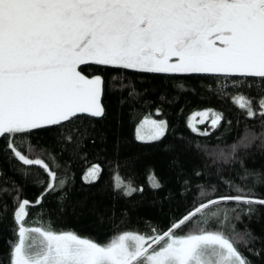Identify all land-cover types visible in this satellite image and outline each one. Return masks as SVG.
Masks as SVG:
<instances>
[{"label":"snow or ice","instance_id":"obj_1","mask_svg":"<svg viewBox=\"0 0 264 264\" xmlns=\"http://www.w3.org/2000/svg\"><path fill=\"white\" fill-rule=\"evenodd\" d=\"M89 65L255 78L252 83L259 80V90L233 96L231 101L249 118L255 108L264 117V0H0V138L7 139L6 153L25 166L43 168L48 177L40 181L47 187L34 204L21 201L16 193L9 264H252L237 247V240L259 239L250 229L233 235L200 226L207 222L205 210L220 203L264 206V199L240 186H233L235 195L199 203L152 236L125 232L100 244L72 231L56 232L51 224L26 226L29 206L41 205L48 193L64 190L68 177L58 176L53 170L60 168L56 157L41 145L32 146L33 154L39 150L32 158L16 147L15 140L53 128L59 136L82 117L105 115V81L101 75H84L82 66ZM155 115H160L159 108ZM224 119L223 112L202 109L191 113L186 125L194 133L208 135L198 131L197 123L207 122L215 129ZM167 130V121L150 114L137 125L135 139L159 141ZM63 139L70 143L74 138ZM253 140L246 133L240 145L247 147ZM237 147L232 145L233 152ZM45 152L51 164L45 162ZM100 172V166L93 165L82 180L90 184ZM147 179L151 188L162 187L154 173ZM256 183L264 185V171L256 174ZM113 187L124 196L143 191L119 178ZM0 192L9 194L7 188ZM209 195L201 187L199 198ZM66 200L65 191L59 196L60 211ZM6 209V203L0 204V218ZM200 213L203 217L187 234H176ZM225 221H229L227 212ZM262 252L253 250V255Z\"/></svg>","mask_w":264,"mask_h":264},{"label":"trees","instance_id":"obj_2","mask_svg":"<svg viewBox=\"0 0 264 264\" xmlns=\"http://www.w3.org/2000/svg\"><path fill=\"white\" fill-rule=\"evenodd\" d=\"M82 68L84 74L101 75L105 81V115L82 117L77 125L69 126L70 131H62L59 136L53 128L15 140L16 147L32 158L39 154L38 149L33 154L32 146L41 145L56 157L60 168L53 170L58 176L68 177L64 190L48 193L41 205L29 206L26 226L51 224L56 232L72 231L103 244L124 232L146 236L162 233L174 219L194 210L199 203L220 195H235L233 186L252 189L256 198L264 199V185L256 183V174L264 171V117L255 108L249 118L231 101L233 96L255 93L260 88L259 80L253 84L255 78L222 74H157L98 65ZM133 91L138 95L130 97ZM202 109H216L225 116L215 129L207 124L200 126L199 132L208 135L194 133L186 125L187 117ZM150 114L168 122L166 135L159 141L138 142L135 129ZM246 133L255 137L247 147L240 145ZM67 135L74 138L72 142L64 141ZM233 144L238 145L235 152ZM6 146L7 139L0 138V189L7 188L9 193L0 192V204H7L6 213L0 218V264H9V242L15 239L16 193L21 201L34 204L47 187L40 181L48 179L43 168L23 165L4 151ZM47 152L44 159L51 164ZM92 165L100 166L99 177L90 184L84 183L82 177ZM153 173L162 185L159 189L149 186L147 178ZM117 178L130 181L137 189L143 187V191L124 196L114 190ZM201 187L210 194L208 197L199 198ZM65 191L67 200L60 211L59 196ZM205 211L209 215L201 227L233 235L242 234L247 228L259 237L254 243L237 240V247L252 264H264V252L253 255V250L264 249V206L227 202ZM203 215L197 214L192 224L176 230V234H187ZM157 229L159 232L154 231Z\"/></svg>","mask_w":264,"mask_h":264},{"label":"rangeland","instance_id":"obj_3","mask_svg":"<svg viewBox=\"0 0 264 264\" xmlns=\"http://www.w3.org/2000/svg\"><path fill=\"white\" fill-rule=\"evenodd\" d=\"M83 74H84V73H83ZM84 75H86V74H84ZM86 76H88V75H86ZM89 77H91V76H89ZM198 119H199V118H198ZM156 120H157V119H156ZM160 120H163V119H160ZM139 123H140V122H139ZM139 123H138V124H139ZM206 124L209 126V124H208L207 122H206L205 124H199V123H197L196 126H197L198 131L201 129V128H200L201 125H206ZM209 127H210V126H209ZM210 128H211V127H210ZM92 166H93V165H92ZM92 166H91V167H92ZM86 172H87V171H86ZM86 172H85V173H86ZM84 175H85V174H84ZM124 233H125V232H124ZM132 233H137V232H132ZM139 234H141V233H139ZM80 237H81V236H80ZM82 238H84V237H82Z\"/></svg>","mask_w":264,"mask_h":264}]
</instances>
